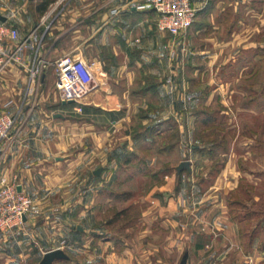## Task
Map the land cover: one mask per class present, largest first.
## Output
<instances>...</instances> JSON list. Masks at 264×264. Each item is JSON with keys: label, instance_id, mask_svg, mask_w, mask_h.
Returning a JSON list of instances; mask_svg holds the SVG:
<instances>
[{"label": "crops", "instance_id": "0c3cea01", "mask_svg": "<svg viewBox=\"0 0 264 264\" xmlns=\"http://www.w3.org/2000/svg\"><path fill=\"white\" fill-rule=\"evenodd\" d=\"M41 2L0 0V16L27 33L46 16L48 6L41 12ZM190 2L197 8L195 20L174 37L157 29L156 12L146 0H67L45 18L38 56L52 60L72 54L99 61L95 86L79 112L75 103L70 108L61 99L53 69L38 84L20 65L0 72L1 106L11 100L9 108L17 116L13 138L0 150V176L15 180L35 203L19 226L0 230V264H42L51 249L62 257L49 264H264V238L251 230L242 242L229 207L241 180L256 187L255 173L264 164L238 168L235 159L243 154L229 147L219 153L225 160L211 178L209 150L205 153L196 142L201 126L196 112L212 106V92L232 83L211 76L243 75V52L264 49V2L258 3L260 10L239 0ZM238 90L243 93L242 87ZM200 91L209 92L205 99ZM134 123L142 128L133 134L121 130ZM156 124L158 129L149 133L147 127ZM170 133L174 142L154 152L178 147L183 158L174 169L164 166L154 173L156 183L142 197L144 230L129 232L127 239L80 225L58 230L52 220L60 216L93 218L95 206L104 201L105 184L113 183L123 164L122 153L149 167L141 148L152 151L155 137ZM122 136L128 140L121 141ZM260 154H253L258 165L264 161ZM196 158L205 164L198 165ZM183 160L189 168L176 171ZM156 223L164 230H157ZM56 238L62 243L54 244Z\"/></svg>", "mask_w": 264, "mask_h": 264}, {"label": "rangeland", "instance_id": "374dc122", "mask_svg": "<svg viewBox=\"0 0 264 264\" xmlns=\"http://www.w3.org/2000/svg\"><path fill=\"white\" fill-rule=\"evenodd\" d=\"M66 2L67 0H62L59 6L55 4L48 6L45 12L46 20L52 18ZM239 2L254 4L249 9H261L258 6L261 1L239 0ZM249 22L257 21L251 20ZM262 38L264 39V34ZM256 50L255 53L251 51L243 52L242 61L245 67L243 75L223 74L211 76L216 82H232V87L228 85L222 91L215 90L212 92L213 94L211 93L212 95L210 94L211 96L209 97L212 106H200L201 110L207 112L214 119L203 127L199 126L200 137L198 136L199 138L196 140L197 145L205 147V153H209L208 155L205 153L201 154L203 156L207 155L206 157L210 156L209 158L213 160L209 163L212 172L224 163L225 157L220 156L219 153L227 151L229 147L233 148L237 156L240 153L243 154V158L237 157L235 159L238 168L248 169L251 167L254 170L257 166L264 164L263 161L258 165L259 159L253 157V154L260 153L264 156V49L258 48ZM240 63L238 62L237 65ZM208 77L204 76V80L207 81ZM120 86L122 87L123 85L121 84ZM229 87L232 88V91L229 90ZM241 87L243 88V93L238 90ZM198 93L200 99H205L209 92L200 91ZM3 100L0 99V112L3 110L1 106ZM68 106L71 108L73 104L71 103ZM222 110L227 113L222 112ZM129 125L125 124V127H122L121 130L127 131L130 129L131 134H133L134 131H137L140 127L142 128L138 123ZM170 134L155 137V142L153 141L154 149L150 152L141 148L140 155L150 159L149 167L145 166L144 161L134 160L132 154L127 153V151L122 153L120 160L123 164L117 169L118 172L113 183L105 184L103 191L104 201L95 206L93 218L87 221L84 219L78 220L76 217L71 218L69 215L64 218L60 216V218L52 220L58 230H77V225H80L84 230H106L104 236L113 234L117 238L124 237L125 239H127L129 232L144 230L146 226L143 224L142 211L145 203L142 202V197L149 189V186L156 183L157 178L153 177L154 173L164 166L174 169L178 161L183 158L181 149L178 147L168 150L166 154L162 155L154 152L155 147L163 146L164 144H167L168 147L174 142V134ZM120 140L127 141L128 139L122 136ZM187 141H185V145L187 143L189 146ZM249 150L252 152L251 156L249 155ZM195 161L198 162V165H200L199 162L202 165L205 164L204 161L202 162L198 158ZM127 162L129 167L124 166V163ZM144 171L150 172L144 174ZM255 175L260 179L256 187L249 185L245 180H241L238 188L229 197V207L235 222H237V228L242 230L240 235L242 242L243 237L245 242L248 240L251 230H257L258 238H264V170L257 171ZM253 196H256L257 199L252 200ZM234 200H237L238 204H231ZM48 222H51V220H48ZM45 223H47V220H45ZM155 226L157 230H164L159 228L157 223ZM243 230L249 231L243 236ZM55 241L54 244L57 245L62 243L58 242V238Z\"/></svg>", "mask_w": 264, "mask_h": 264}, {"label": "built area", "instance_id": "2783aa9c", "mask_svg": "<svg viewBox=\"0 0 264 264\" xmlns=\"http://www.w3.org/2000/svg\"><path fill=\"white\" fill-rule=\"evenodd\" d=\"M146 1L156 12L157 29L173 37L186 32L195 20L197 8L190 0ZM45 18L43 16L36 27L24 34L0 20V72L12 64L20 65L25 68L29 81L38 84L46 71L53 69L55 88L61 99L75 103V110L79 112L84 97L95 86L99 61L72 54L61 55L52 60L38 56L42 39L39 27ZM10 103L11 100L5 102L0 112V150L6 141L13 138L17 128V116L9 108ZM32 206L33 199L22 191L20 184L0 176V230L20 225Z\"/></svg>", "mask_w": 264, "mask_h": 264}, {"label": "trees", "instance_id": "16d2710c", "mask_svg": "<svg viewBox=\"0 0 264 264\" xmlns=\"http://www.w3.org/2000/svg\"><path fill=\"white\" fill-rule=\"evenodd\" d=\"M56 0H42V2L39 4V9L41 12L45 11L46 7L54 2ZM204 109V108H203ZM196 114L200 117V121H199V125H206L208 123H210L211 121H213L214 119L207 113V112H204L203 110H199L196 112ZM158 124L154 125V126H148L147 127V130L149 133H152L153 131H155L156 129H158L156 126ZM218 171V168L217 169H214L213 172L212 170L210 171V177L213 178L216 174V172ZM181 172V171H180ZM230 204V202H229ZM231 204H238L237 200H234L231 202Z\"/></svg>", "mask_w": 264, "mask_h": 264}, {"label": "water", "instance_id": "95a60500", "mask_svg": "<svg viewBox=\"0 0 264 264\" xmlns=\"http://www.w3.org/2000/svg\"><path fill=\"white\" fill-rule=\"evenodd\" d=\"M0 20L4 21L5 19L0 16ZM69 103H72L71 101H68ZM184 168H189V163L187 160H183L180 162V164L177 166L176 171H180ZM99 170H96L95 173H98ZM62 252L56 249H51L45 252L42 264H49L53 259L61 258Z\"/></svg>", "mask_w": 264, "mask_h": 264}]
</instances>
